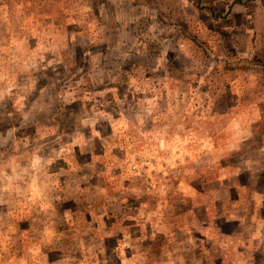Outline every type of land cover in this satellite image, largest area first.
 <instances>
[{"label": "rangeland", "instance_id": "obj_1", "mask_svg": "<svg viewBox=\"0 0 264 264\" xmlns=\"http://www.w3.org/2000/svg\"><path fill=\"white\" fill-rule=\"evenodd\" d=\"M0 264H264V0H0Z\"/></svg>", "mask_w": 264, "mask_h": 264}]
</instances>
